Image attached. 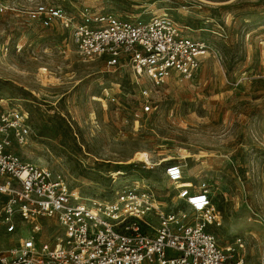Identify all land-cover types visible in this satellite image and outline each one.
<instances>
[{"label":"rangeland","instance_id":"rangeland-1","mask_svg":"<svg viewBox=\"0 0 264 264\" xmlns=\"http://www.w3.org/2000/svg\"><path fill=\"white\" fill-rule=\"evenodd\" d=\"M41 4L69 16L88 9L125 22L166 14L188 27L189 36L205 40L210 53L192 79L172 76L153 90L127 67L107 72L103 59H82L63 24L31 18ZM142 87L151 90L148 113L141 112ZM2 107L28 116V139L12 140L11 150L60 173L83 197L110 199L137 185L166 207L181 205L163 171V161L179 162L186 182L208 186L220 213V224L210 226L218 244L230 245L245 264H258L264 244V0H0ZM179 148L190 157L180 158ZM8 241L0 232V248Z\"/></svg>","mask_w":264,"mask_h":264},{"label":"built area","instance_id":"built-area-1","mask_svg":"<svg viewBox=\"0 0 264 264\" xmlns=\"http://www.w3.org/2000/svg\"><path fill=\"white\" fill-rule=\"evenodd\" d=\"M30 16L44 25L59 21L82 59H103L107 72L127 67L153 90L172 76L192 79L210 53L205 40L189 36L188 27L166 14L125 22L88 9L69 16L41 4ZM150 92L140 90L142 113L152 110ZM27 119L16 107L0 109V232L12 243L0 248V264H245L230 245L218 244L210 226L220 224V213L208 186L186 182L179 162L163 161V171L181 205L166 207L137 185L110 199L83 197L60 173L11 150L12 140L27 141ZM258 264H264V244Z\"/></svg>","mask_w":264,"mask_h":264},{"label":"bare ground","instance_id":"bare-ground-1","mask_svg":"<svg viewBox=\"0 0 264 264\" xmlns=\"http://www.w3.org/2000/svg\"><path fill=\"white\" fill-rule=\"evenodd\" d=\"M177 154L179 155L180 158L190 157V152L186 149H183V148H179L177 150ZM136 161H138V160H136ZM139 162H143V161H139Z\"/></svg>","mask_w":264,"mask_h":264}]
</instances>
